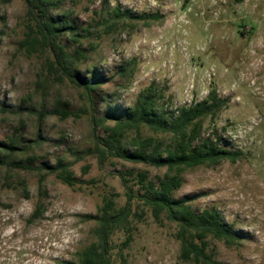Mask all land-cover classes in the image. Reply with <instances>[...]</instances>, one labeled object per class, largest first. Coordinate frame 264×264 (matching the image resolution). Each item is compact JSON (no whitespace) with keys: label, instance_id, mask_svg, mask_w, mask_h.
I'll return each mask as SVG.
<instances>
[{"label":"rangeland","instance_id":"rangeland-1","mask_svg":"<svg viewBox=\"0 0 264 264\" xmlns=\"http://www.w3.org/2000/svg\"><path fill=\"white\" fill-rule=\"evenodd\" d=\"M54 2L53 20L74 28L61 42L73 70L97 87L94 112L107 126L124 119L148 90L170 118L213 91L225 101L204 120L196 146L209 141L243 158L183 169L173 198L198 215L218 212L233 229L235 245L209 238L214 264H264V0ZM27 24L23 0L0 2V264H76L98 241L100 225L89 217H101L107 197L116 196L119 210L128 193L146 192L140 174L157 186L175 173L122 157L99 159L84 89L51 76L45 55L23 49ZM97 135L108 136L104 128ZM135 138H153L163 150L172 144L142 128L140 136L125 135L123 149L138 152ZM67 169L74 187L61 179ZM121 172L128 173L126 186ZM178 231L165 213L156 218L134 198L127 227L111 238L113 264H195L181 259Z\"/></svg>","mask_w":264,"mask_h":264},{"label":"trees","instance_id":"trees-1","mask_svg":"<svg viewBox=\"0 0 264 264\" xmlns=\"http://www.w3.org/2000/svg\"><path fill=\"white\" fill-rule=\"evenodd\" d=\"M2 4H8L11 0H0ZM27 7V31L25 39L21 42L23 49L32 53H41L47 57V68L51 76L58 79L68 80L72 85L84 89L91 111V119L94 125L95 150L102 161L110 157H122L137 164H151L155 167L166 168L169 173L162 179L159 185L150 184L145 181L147 176L140 174V185L146 190L137 197L128 193V200L124 207L116 210L114 197L105 200L101 217H89L96 219L100 225L98 231V241L88 247L76 264H113L112 255L114 247L111 238L117 230L126 228L132 210V200L144 202L153 209V214L159 218L161 213H165L167 219L177 224L179 231L175 235L176 240L181 245V259L184 262H194L195 264H214L213 255L209 252V238L216 241H223L227 245H235L237 236L232 228L221 224L219 213L205 210L200 215L196 214L186 201H177L173 194L178 191L183 180L180 172L186 168H197L203 166L216 167L224 161L235 163L243 158V152H230L219 149L209 141H205L202 146L197 147L196 143L201 139V130L206 118H213L226 105L225 101H218L216 92H211L209 96L194 106H184L179 109L176 118H170L157 110V97L153 91H144L138 97L135 106L128 110L124 119L116 121L112 127L107 126V118H99L94 112L96 86L89 84L80 78L73 70V59L61 42L64 34L70 33L74 28H64L57 24L51 15L54 0H23ZM117 18L125 20L126 14L115 12ZM158 19L157 16H154ZM116 23V22H115ZM114 24L109 26L113 30ZM79 41L77 37H72ZM76 56L79 59L84 57V51L78 50ZM104 128L108 136L101 140L97 135L98 129ZM148 129L152 133L162 134L172 138L171 145L165 150L160 142L156 143L153 138L144 140H133L135 146H139V151L131 153L122 147L123 139L130 131H135L140 136L141 130ZM218 140H221L218 137ZM139 144V145H138ZM166 152V157L164 153ZM61 179L67 185L74 187L75 180L70 172L64 170ZM124 186L128 183V173L119 174ZM134 197V198H133ZM39 216L38 211L33 215V219ZM132 241V237H127L123 245L126 247Z\"/></svg>","mask_w":264,"mask_h":264}]
</instances>
